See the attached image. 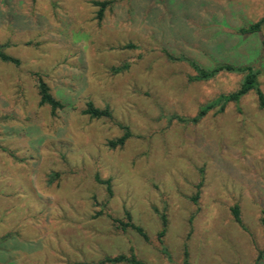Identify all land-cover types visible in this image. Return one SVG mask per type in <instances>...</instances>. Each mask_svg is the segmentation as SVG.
I'll use <instances>...</instances> for the list:
<instances>
[{
    "label": "rangeland",
    "instance_id": "obj_1",
    "mask_svg": "<svg viewBox=\"0 0 264 264\" xmlns=\"http://www.w3.org/2000/svg\"><path fill=\"white\" fill-rule=\"evenodd\" d=\"M94 1L111 2L101 20ZM263 16L264 0H0V44L19 61H0V264H95L130 249L184 264V247L189 264H264V110L250 92L197 124L171 119L242 76L190 81L166 56L253 64L264 92V26L236 33ZM37 75L63 103L54 115ZM88 102L111 118L83 114ZM121 125L131 136L111 149ZM125 211L148 241L112 221Z\"/></svg>",
    "mask_w": 264,
    "mask_h": 264
},
{
    "label": "trees",
    "instance_id": "obj_2",
    "mask_svg": "<svg viewBox=\"0 0 264 264\" xmlns=\"http://www.w3.org/2000/svg\"><path fill=\"white\" fill-rule=\"evenodd\" d=\"M111 4L110 1H94L93 5L98 7L99 10L97 12V19L101 20L104 16V10L107 6ZM264 26V16L260 18L258 21L254 23H250L244 27L239 28L236 33L242 37L247 36H253L260 33L262 30V27ZM127 48H133V45L129 44L126 46ZM5 44H0V61L4 63H10L13 65H18L19 61L16 58H13L5 53ZM166 56L171 61H179V62H185L187 63L194 71V75L189 77L190 81H208L219 74L223 73H229V74H237L241 75V81L239 83V86L236 90L225 93V94H219L214 99L207 101L206 103L202 104L197 113L193 117L185 118V117H179V116H173L171 119H175L178 122L181 123H189V124H197L199 123L208 113L214 111L217 114L222 113L228 104H238V102L241 100L242 97L247 95L250 92H253L256 96L258 107L261 110H264V92L262 91L260 87L259 82V76L261 74V70L250 63H232V62H225V61H219L215 62L212 67L210 68H204L201 65H199L196 61L186 57V56H173L166 52ZM128 68L127 65H123L120 68H114V73H119L123 70H126ZM37 90L39 95V105L40 106H48L51 110L52 115H54L57 111L63 109V103L55 99L52 94L50 93V89L47 86V84L42 80L40 75H37ZM83 114L89 116L91 119H110L111 118V111L108 107L104 108H97L94 106L92 102H88L85 106V109L82 111ZM120 128L123 130V134L114 139L110 140L107 143V146L111 149H115L117 147H122L125 142L130 138L131 133L127 126H120ZM54 177H57V174L54 175ZM96 180L99 183H104L107 186V189L110 193V181L106 180L104 182L100 181L98 178ZM200 184L198 185V191L196 196L193 198L195 201L198 197ZM232 216L234 221L237 224L241 225L240 220V214L238 206H234L231 209ZM112 221L117 224L118 228H120L122 231L126 230H132L135 233H137L144 241H148V236L144 229L132 221V217L128 211L124 212V220L112 218ZM161 221V228L159 232L157 233V239L160 244L163 242V237L166 233V217L165 215L160 216ZM261 223L264 228V213L261 218ZM162 251L164 254H167L166 248L162 247ZM183 256H184V264L188 263V253L186 248L184 247L183 250ZM95 264H144L140 260L137 259V257L134 255L132 249H130V254H119L114 257L106 256L103 259H101L99 262Z\"/></svg>",
    "mask_w": 264,
    "mask_h": 264
}]
</instances>
